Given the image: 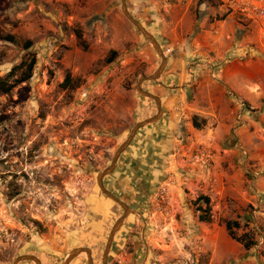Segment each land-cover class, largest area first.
<instances>
[{"label": "rangeland", "instance_id": "374dc122", "mask_svg": "<svg viewBox=\"0 0 264 264\" xmlns=\"http://www.w3.org/2000/svg\"><path fill=\"white\" fill-rule=\"evenodd\" d=\"M122 1L0 0V86L15 84L0 87V264L22 255L64 264L81 247L91 249L94 264H264V99L246 101L241 112L211 102L213 89L200 75L172 83L176 49L149 30V0L126 5L167 57L162 76L141 85L159 97L163 114L104 177L129 208L105 253L124 209L97 178L134 126L157 113L138 85L162 62ZM245 25L246 46L264 47V26ZM33 58L31 79L17 83ZM224 65L206 67L212 81ZM209 140L216 158L206 171L190 156ZM202 197L210 199L209 222L196 209ZM228 220L240 223L237 237L256 244L247 250L233 239ZM69 264H89L87 254Z\"/></svg>", "mask_w": 264, "mask_h": 264}, {"label": "crops", "instance_id": "0c3cea01", "mask_svg": "<svg viewBox=\"0 0 264 264\" xmlns=\"http://www.w3.org/2000/svg\"><path fill=\"white\" fill-rule=\"evenodd\" d=\"M246 22L250 21L229 13L223 4L215 6L203 0H149V30L158 40L165 39L171 49H176L169 61L173 63L169 75L174 78L172 83L188 85L192 76L200 75L213 89L209 94L211 102L215 98L217 103H232L231 92L250 104H259L264 99V47L246 46L249 38L246 36L250 33ZM240 30L243 38L238 36ZM248 56L257 59L247 61ZM193 57L198 60H190ZM220 62H225L220 79L212 81L206 67ZM234 109L240 110L238 106Z\"/></svg>", "mask_w": 264, "mask_h": 264}, {"label": "water", "instance_id": "95a60500", "mask_svg": "<svg viewBox=\"0 0 264 264\" xmlns=\"http://www.w3.org/2000/svg\"><path fill=\"white\" fill-rule=\"evenodd\" d=\"M122 9H123V12L125 14V16L128 18V20L144 35V37L153 45V47L158 51V53L160 54L161 58H162V62L159 66V68L153 72L151 75H148V76H142L139 80V85H138V91L140 92L141 95L145 96V97H148V98H152L156 101L157 103V108H158V111L157 113L150 117V118H147L145 120H142L140 122H138L134 128L132 129L131 133L129 134V136L126 138V140L119 146V148L116 150L113 158H112V162L110 164L109 167H107L103 172H101L99 175H98V184H99V187L100 189L110 198L112 199L113 201L117 202L118 204H120L123 209H124V215L119 218V220L115 223V225L113 226L111 232H110V235H109V239H108V242H107V246H106V252L105 253H108L111 245H112V242L114 240V237L116 235V233L118 232V230L120 229V227L122 226L127 214H128V211H129V208L128 206L122 202L117 196H115L113 193L109 192L105 187H104V184H103V180H104V177L108 174H110L115 166H116V163H117V160L119 159L120 155L127 149V147L130 146L133 138L136 136V134L138 133V131L144 127V126H147L149 124H153L155 122H157L159 120V118L161 117V115L163 114V109L161 107V102H160V99L159 97H157L156 95L148 92V91H145L142 89L141 85L143 84V82L145 81H155V80H158L161 76H162V73L164 71V69L166 68V65H167V57H165L164 55V52L159 44V42L157 41V39L154 37L153 34H151L142 24L139 20H137L136 18H134L128 8H127V5H126V0H123L122 1ZM85 252L87 254V257H88V262L89 264H94L93 263V258H92V251L91 249L89 248H84V247H81V248H77L75 250H73L69 255L68 257L66 258L64 264H69L73 259H75L77 256H79L81 253ZM25 260H32L34 262H36V264H41L40 263V260L33 256V255H22L20 257H18L15 262L13 264H18L19 262H22V261H25ZM106 260V259H105ZM106 263V262H105Z\"/></svg>", "mask_w": 264, "mask_h": 264}, {"label": "built area", "instance_id": "2783aa9c", "mask_svg": "<svg viewBox=\"0 0 264 264\" xmlns=\"http://www.w3.org/2000/svg\"><path fill=\"white\" fill-rule=\"evenodd\" d=\"M223 5L229 13H232L244 20L255 22L264 25V0H222ZM231 101L241 110L246 109V103L236 94L230 93ZM242 115L239 113L238 118ZM212 140L204 144H197L192 150L190 162L201 168L209 171L215 162V153L213 151Z\"/></svg>", "mask_w": 264, "mask_h": 264}, {"label": "trees", "instance_id": "16d2710c", "mask_svg": "<svg viewBox=\"0 0 264 264\" xmlns=\"http://www.w3.org/2000/svg\"><path fill=\"white\" fill-rule=\"evenodd\" d=\"M8 40L12 41L14 38L12 36H7ZM78 37L80 38V36L78 35ZM31 46V42H28L27 46L26 47H30ZM35 64H36V59L33 58L31 60V62L28 64L27 68H26V71L24 72V74L18 79L16 80L17 83H24L28 80L31 79L32 77V73H33V70H34V67H35ZM3 84H1V88L5 91V92H9L13 87H15V84L13 85H10V86H2ZM195 125L198 126V124L195 123ZM203 199V203L201 204H198L197 201H196V206H197V211L200 212L199 214V219L200 221L202 222H209L211 220V214H210V199L208 197H202V198H199V201H202ZM204 205H206V208H204ZM240 227V223L238 221H232V220H228L226 222V228H227V231L229 233V235L237 240V241H240L243 243L244 247L248 250L250 249L251 247H253L256 242L254 240H251V239H246L244 237H237L235 235V232H234V229L235 228H238Z\"/></svg>", "mask_w": 264, "mask_h": 264}]
</instances>
